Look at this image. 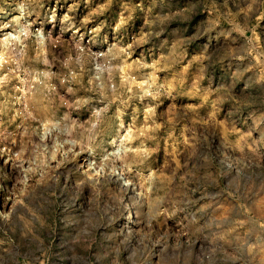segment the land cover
<instances>
[{"label":"rangeland","instance_id":"rangeland-1","mask_svg":"<svg viewBox=\"0 0 264 264\" xmlns=\"http://www.w3.org/2000/svg\"><path fill=\"white\" fill-rule=\"evenodd\" d=\"M0 264H264V0H0Z\"/></svg>","mask_w":264,"mask_h":264}]
</instances>
